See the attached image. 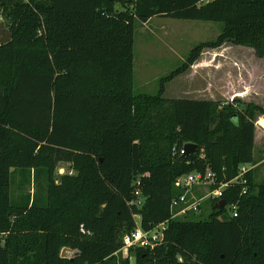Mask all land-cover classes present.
Returning <instances> with one entry per match:
<instances>
[{
	"label": "trees",
	"instance_id": "trees-1",
	"mask_svg": "<svg viewBox=\"0 0 264 264\" xmlns=\"http://www.w3.org/2000/svg\"><path fill=\"white\" fill-rule=\"evenodd\" d=\"M0 13L12 36L0 45V264H130L120 250L135 217L143 231L166 228L156 247L128 249L134 264H264V182L254 168L245 185L208 200L211 214L171 219L170 210L183 193L176 179L210 173L212 191L256 164L264 109L163 98L202 49L230 43L263 59L264 0H0ZM152 18L222 27L155 95H134V24ZM186 144L196 150L179 154ZM60 163L73 174L55 183ZM13 170L46 174L44 204L11 201ZM221 201L237 205V217Z\"/></svg>",
	"mask_w": 264,
	"mask_h": 264
},
{
	"label": "rangeland",
	"instance_id": "rangeland-1",
	"mask_svg": "<svg viewBox=\"0 0 264 264\" xmlns=\"http://www.w3.org/2000/svg\"><path fill=\"white\" fill-rule=\"evenodd\" d=\"M0 21L6 23L1 18ZM222 25L214 22L152 18L134 24L132 59V86L134 95H155L159 80L186 64L189 53L198 45L215 41ZM166 100L189 99L214 103H232L240 100L244 105L255 104L264 109V58L259 59L245 47L224 43L216 49H202L197 60L184 73L165 86ZM259 121L261 124L259 125ZM261 126V127H260ZM264 128V116H257L255 129ZM259 131V130H258ZM252 172L255 183L264 182V135L255 136ZM71 166L58 164L54 182L61 176L72 175ZM208 189H193L196 197L205 196ZM9 194L11 201L20 204L26 196H34L40 204L47 200V178L42 172L13 170ZM204 215L211 214L208 201L201 204ZM177 217L176 219H183ZM135 222L139 224L138 217ZM121 257H134L128 249L120 250Z\"/></svg>",
	"mask_w": 264,
	"mask_h": 264
},
{
	"label": "built area",
	"instance_id": "built-area-1",
	"mask_svg": "<svg viewBox=\"0 0 264 264\" xmlns=\"http://www.w3.org/2000/svg\"><path fill=\"white\" fill-rule=\"evenodd\" d=\"M209 1V0H205ZM179 154H186L184 149L180 150ZM249 166H241L238 170V175L229 183L221 184L217 189L210 191V187L214 185L215 179L210 173L204 175L193 173L187 176H182L176 179L174 187L183 191L182 195L175 198L171 202V219L177 217H185L188 213L193 212L196 215L201 214L199 206L208 200L219 199L222 192L233 184H246L244 176L251 170ZM197 187H205L208 193L205 196L196 197L193 195V189ZM244 193V191H243ZM229 216L232 218L237 217V205L231 204L225 206ZM166 228V223L156 226L151 231H143L140 225L136 223L134 232L127 234L122 239V248L129 249L132 247L140 248H154L159 245L163 240V232ZM81 233L84 231L81 229Z\"/></svg>",
	"mask_w": 264,
	"mask_h": 264
},
{
	"label": "water",
	"instance_id": "water-1",
	"mask_svg": "<svg viewBox=\"0 0 264 264\" xmlns=\"http://www.w3.org/2000/svg\"><path fill=\"white\" fill-rule=\"evenodd\" d=\"M11 33L9 30L4 27L3 22L0 21V45H6L11 41ZM184 151L186 154H192L196 150V145L194 144H186L184 146ZM226 206V203L224 201H221L219 203V208H224ZM74 252L68 249H63L61 252V258H71L73 257Z\"/></svg>",
	"mask_w": 264,
	"mask_h": 264
},
{
	"label": "crops",
	"instance_id": "crops-1",
	"mask_svg": "<svg viewBox=\"0 0 264 264\" xmlns=\"http://www.w3.org/2000/svg\"><path fill=\"white\" fill-rule=\"evenodd\" d=\"M261 127V126H260ZM259 130V131H258ZM260 133V134H262V135H264V128H258V129H255V136H256V134L257 133ZM254 143H255V138H254Z\"/></svg>",
	"mask_w": 264,
	"mask_h": 264
}]
</instances>
